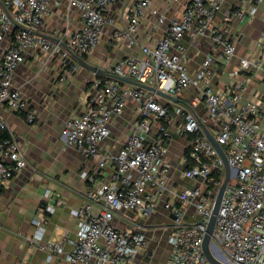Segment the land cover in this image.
Returning <instances> with one entry per match:
<instances>
[{"label":"built area","instance_id":"built-area-1","mask_svg":"<svg viewBox=\"0 0 264 264\" xmlns=\"http://www.w3.org/2000/svg\"><path fill=\"white\" fill-rule=\"evenodd\" d=\"M52 1L0 0V193L28 165L25 149L4 113L26 112L30 125L39 120L38 112L28 109L22 87L14 83L16 72L28 56L42 60L44 65L56 60L59 82H68L81 68L71 51L87 56L101 45L109 23L106 13L120 0H67L69 18L78 10L83 25L73 31L55 30L49 37L43 32ZM249 1L253 4L248 10L236 12L239 18L254 17L256 3H264ZM225 2L192 0L181 18L171 21L161 39L142 47L144 56H128L109 67L107 77L95 74L90 81L87 107L65 122L63 150L75 149L95 162L96 173L84 175L92 183L97 174L105 176L108 169L110 180L89 193L79 212L77 238L55 239L44 246L49 263L60 255L59 264H139L137 256L147 254L146 236L121 230L114 220L123 211L147 219L165 201L172 220L167 228L172 245L168 264H211L203 243L227 171L225 159L202 122L223 149L231 168L212 238L217 249L211 247L212 253L225 264H264V101L244 100L249 80L242 77L263 63L241 58L229 73L230 85L221 89L212 86L217 64H231L237 53L227 27L215 26ZM152 3L136 0L126 13L128 26L115 30L112 39L134 43ZM153 15L165 22L164 15L157 11ZM187 37L194 46L202 39L211 40L210 52L194 75L188 69ZM257 45L264 46V27ZM113 76L155 87L179 101L162 98L141 86L125 87L124 80ZM130 102L138 106L139 118L118 153L103 152L102 144L112 136L113 121L123 115ZM178 118L182 122L179 132L190 137V153L184 163L190 159L194 162L182 177L198 184L183 190L170 187L172 164L165 145L171 139L170 126ZM45 196L50 197L51 192ZM62 204L64 201L58 199V205ZM95 205L100 206L98 214L93 212ZM191 205L198 220L186 224V209ZM47 211L55 213L56 207L48 206ZM41 223L36 219L43 234ZM41 238H32V242L39 243ZM67 242L72 244L71 251H66Z\"/></svg>","mask_w":264,"mask_h":264},{"label":"crops","instance_id":"crops-1","mask_svg":"<svg viewBox=\"0 0 264 264\" xmlns=\"http://www.w3.org/2000/svg\"><path fill=\"white\" fill-rule=\"evenodd\" d=\"M135 1L120 0L115 4L106 13L109 23L101 45L90 55L80 56L96 70L80 65V70L68 82L61 83L58 61L52 60L44 65L42 60L28 56L26 63L16 72L14 83L22 87L29 102L28 109L36 110L39 120L36 125H30L26 112L4 113L25 149L28 165L0 193V264H59L62 256L55 255L49 263V252L44 246L55 239L75 240L80 227L79 212L88 201L89 193L110 180L111 170L108 169L105 176L97 174L95 184L92 183L84 175L96 173L95 162L75 149L63 150L61 134L65 122L87 107L89 83L95 74L107 77L109 67L118 61L128 56H144L142 47L153 45L161 39L171 21L181 18L192 0L178 3L153 0L134 37L135 42H116L112 35L115 30L128 26L126 13ZM252 4L249 0H226L215 21L216 27H227L229 38L237 46V53L231 64H217L212 86L221 89L230 85L232 80L229 73L232 68L239 64L241 58L249 57L263 64L242 74L249 80L244 100L264 101V46L257 45L264 27V3H256L258 11L254 17L241 19L236 15L237 11H246ZM67 9V0L51 2L44 35L52 37L55 30L73 31L82 27L80 12L75 10L69 18ZM153 11L164 15L165 22H161L158 15H153ZM184 43L188 47V69L194 75L210 52L211 40L202 39L194 46L187 37ZM122 85L134 86L128 81H122ZM138 118V106L133 102L128 103L123 115L113 121L112 136L102 144L103 152L118 153ZM180 126L181 120L178 118L170 126L171 139L165 145L167 159L172 164L170 187L183 190L198 184L182 177L190 141L179 132ZM47 191L51 192L48 198L45 196ZM58 199L64 204L58 205ZM48 206H55V213L48 212ZM99 211L100 206L95 205L93 212L98 214ZM38 218L42 221L43 234L36 224ZM197 220L195 207L191 205L186 209L184 221L191 224ZM114 225L121 230H133L146 236L148 250L147 254L137 256L139 264L169 263L172 245L167 228L171 227L172 220L165 208V201L147 219L131 211L120 212ZM40 237L39 243L32 242V238ZM65 248L71 251L72 244L67 242Z\"/></svg>","mask_w":264,"mask_h":264},{"label":"water","instance_id":"water-1","mask_svg":"<svg viewBox=\"0 0 264 264\" xmlns=\"http://www.w3.org/2000/svg\"><path fill=\"white\" fill-rule=\"evenodd\" d=\"M65 47H66V45H65ZM71 55L73 56V58L80 65H82L84 67H87L89 69H92V70H96V67L91 66L89 63H87L83 58H81L76 53L71 51ZM113 77L116 78V79H119V80L128 81V82H130V83H132V84H134L136 86H141V87L147 88V89H149L151 91L157 92L162 98H167V99H170V100H172L174 102L179 101V99H177L176 97L167 95V94L163 93L162 91L158 90L155 87H150V86H147V85H144V84H140V83H137V82L132 81V80H125V79H122V78L117 77V76H113ZM201 125L204 128V130H205L207 136L209 137L210 141L213 143V145L216 147V149L219 151V153L225 159V161H226V171H227V177H226L223 185L221 186V188L219 190V193L217 195L215 204L213 206V212H212L209 224H208L207 233H206L205 238H204L203 249H204L205 255L207 256L208 261L211 264H225V263H223V262H221V261H219L218 259L215 258V256L212 253L211 247H213L214 249H217L216 245L212 242V238H213L215 227H216L217 216H218V213H219V210H220L223 198H224V194H225L228 182H229V174H230L231 168H230V166H229V164L227 162L226 155H225L223 149L217 143L215 137L209 132V130L207 129L205 124H203L201 122Z\"/></svg>","mask_w":264,"mask_h":264},{"label":"trees","instance_id":"trees-1","mask_svg":"<svg viewBox=\"0 0 264 264\" xmlns=\"http://www.w3.org/2000/svg\"><path fill=\"white\" fill-rule=\"evenodd\" d=\"M189 139H190V137H189ZM189 153H190V150H188V152H187V155H186L187 157H189ZM193 165H194V162L190 159L189 162L186 164V168L187 169L192 168Z\"/></svg>","mask_w":264,"mask_h":264},{"label":"rangeland","instance_id":"rangeland-1","mask_svg":"<svg viewBox=\"0 0 264 264\" xmlns=\"http://www.w3.org/2000/svg\"><path fill=\"white\" fill-rule=\"evenodd\" d=\"M181 124H182V122H181ZM187 137H188V135H186ZM222 175V174H221ZM221 175H217L219 178L221 177Z\"/></svg>","mask_w":264,"mask_h":264}]
</instances>
